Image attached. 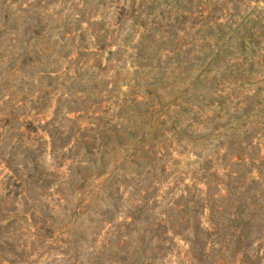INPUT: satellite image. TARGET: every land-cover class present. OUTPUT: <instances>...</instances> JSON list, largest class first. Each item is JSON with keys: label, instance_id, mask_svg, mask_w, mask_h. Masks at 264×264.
<instances>
[{"label": "rangeland", "instance_id": "rangeland-1", "mask_svg": "<svg viewBox=\"0 0 264 264\" xmlns=\"http://www.w3.org/2000/svg\"><path fill=\"white\" fill-rule=\"evenodd\" d=\"M123 6L128 16L140 15L134 28L131 21L114 26ZM0 8V18L6 13L17 19L12 29H0L2 70L9 51L21 52L13 38L22 39L24 18H35L37 11L48 21L35 48L56 42L54 50L27 60L23 70L19 58L0 76V264H74V259L92 264L97 258L99 264H126L119 249L127 238L130 210L145 190L150 204L156 203L148 221L165 218L180 195L203 193L206 178L215 185L223 168L236 169L230 164L237 152L226 160L222 153L228 140L248 127L259 130L248 151L256 174L264 159V0H0ZM154 16L160 26L170 22L179 29L174 43L155 45L154 64L159 58L163 67L171 56L168 48L176 44L188 51L185 74L175 69L176 58L162 80L154 65L134 73L133 47ZM99 27L109 29L103 49L92 36ZM163 30L156 26L154 32ZM217 96L223 98L221 107L212 101ZM133 97L144 103L139 111L157 108L164 122L153 140L159 153L154 169L131 163V139L120 147L104 137L115 104ZM56 108L57 121L48 130L64 144L52 149L50 131L39 124L49 122ZM8 114L19 121L5 123ZM176 212L179 219L182 214ZM140 218L138 225L144 222ZM260 234L251 236V263L264 264V230ZM186 250L183 239L175 237L164 263L154 264H185ZM213 255L209 261L217 264L220 255Z\"/></svg>", "mask_w": 264, "mask_h": 264}, {"label": "trees", "instance_id": "trees-1", "mask_svg": "<svg viewBox=\"0 0 264 264\" xmlns=\"http://www.w3.org/2000/svg\"><path fill=\"white\" fill-rule=\"evenodd\" d=\"M102 1V0H101ZM125 3V2H124ZM104 5V2L101 3ZM126 7H121L119 17L116 18L114 26L121 25L126 21L132 22L134 28L137 23L139 24V16H128ZM152 9V6H151ZM1 11V8H0ZM84 12V11H83ZM1 14V12H0ZM35 18L26 17L22 23L21 40L19 37L14 36V41L21 45V52L16 54L14 51H9L7 55V66L4 67L5 72H11L16 61L20 58V65H25L26 61L30 58L39 59L45 55L46 50L55 49L56 42L48 44H42L39 48H35V42L37 37L42 33V29L46 26L47 21L45 18L40 17L38 11L34 13ZM83 15V14H82ZM147 13L146 20H148ZM146 20L143 22L146 23ZM156 16L150 20V28L144 31L140 35V39L134 46L135 63L134 67L138 68L134 73H138L140 68L147 66H156L159 68V74L161 75L159 80H162L164 74H166L167 65L173 58H176V68L180 69L179 75L188 70V51L181 47L168 48L167 51L171 54L167 58V63L161 67L157 58V63L154 64V59L158 50L154 51L153 48L160 41L161 45L168 42L174 43V34L178 29L175 24L167 23L165 26H160ZM17 19H10L6 13L3 18H0V29L8 31L16 25ZM46 23L45 25L42 23ZM81 20H76L75 29L80 27ZM67 26V25H66ZM65 26V27H66ZM163 28L162 32L156 34L154 29ZM155 27V28H154ZM67 28V27H66ZM71 28H67L64 32L65 35H69ZM76 32V31H75ZM109 29H103L102 27L93 29V38L98 49H103L108 44ZM74 33V32H72ZM80 35L82 33L80 32ZM11 41V37L7 38ZM73 39V38H71ZM12 40V41H13ZM25 43V44H24ZM15 46V45H14ZM182 46V45H181ZM49 47V48H48ZM177 47V48H176ZM153 50V51H152ZM118 54V53H112ZM52 56V52L47 54ZM33 56V57H30ZM182 57V58H181ZM201 60V58H199ZM119 61V59H116ZM142 61V62H140ZM19 69V68H18ZM0 68V76L4 71ZM186 76V75H185ZM155 78V77H154ZM158 81L157 77L155 82ZM153 82V83H155ZM4 84V83H3ZM154 85V84H153ZM116 81L112 82V90L116 89ZM146 91V90H145ZM13 92H10L9 98L13 96ZM8 98V99H9ZM204 95H202V99ZM216 104L221 107L224 103L221 96L216 97ZM21 100L25 99V96L20 97ZM168 103L169 105L172 104ZM202 101L199 105L202 106ZM144 104L139 101L137 97H133L132 100L121 101V104H115L113 111L111 112V124H109V134H105L107 140L113 139L118 146H123L128 139L131 141L128 143V151L133 157L131 163L136 167L150 166L154 169L158 165V152L155 148L157 144L153 142L156 138V133L162 130V124L158 118L159 111L157 108H147L143 111H139V106ZM211 103L206 104L209 106ZM199 108V106H194ZM249 107H246L244 115ZM130 109L128 112L127 110ZM59 108H56L53 114V118L45 124H39L40 128L50 130L49 127L55 125L57 121ZM132 110V112H130ZM37 114V112L35 113ZM126 114V115H125ZM125 115L126 117H123ZM8 119L5 123H9L10 120L18 122L13 114L7 115ZM10 117V118H9ZM134 119L133 125L129 127V122ZM135 118H139V122L135 121ZM13 119V120H12ZM129 121V122H128ZM230 121L227 120L226 124ZM136 122V123H135ZM177 122V119L172 121V125ZM31 123V122H28ZM135 123V124H134ZM23 126V124H22ZM165 131V130H163ZM258 128L248 127L244 132L234 136V139L228 140L224 147L222 156L223 159L230 155L232 151L237 152L235 154L236 161L231 162L230 166H236L233 168H223L224 174L221 180H215L217 182H211L206 178L204 185L206 187L205 192L192 193L188 190L186 194L180 195L176 201L172 204L173 208L168 211V215L165 218L157 219L154 222L148 221V218L152 216V212L155 208V202L150 204L149 190H145L144 197L141 198V203L131 209L128 218L130 222L127 225L128 233L125 241L121 242V248L119 249L123 253L122 259L126 261V264H154L158 261L164 263V257L166 256V250L169 249L170 243L175 237H181L187 246L184 256H186L185 264H192V261H196L197 264H212L213 261H209V257L214 253L220 255L217 264H244L246 261L248 264H258L252 262L249 259V250L251 243L253 242L251 236L253 231L256 232L257 237L261 238L260 234L264 230V159H260V164L256 170V174L253 170L255 165L254 159L249 155V149L254 148L252 143V137L258 133ZM106 133V132H103ZM103 134L100 133V138ZM240 140H236L235 138ZM260 137V136H259ZM50 146L54 149L56 146L60 147L64 144L61 138H56L53 132H49ZM95 135L93 140H95ZM57 142H60L58 145ZM66 143V140H65ZM57 144V145H56ZM143 161H146L145 165H142ZM217 188V192H212V189ZM224 195H221V193ZM177 211V214H182L179 219L176 218L173 212ZM143 216L144 222L140 225L136 224ZM137 233V237L133 239L131 232ZM258 238V239H259ZM117 255V253H116ZM99 258L92 262V264H99ZM190 260V262H189ZM77 260L74 259V264ZM209 262V263H208Z\"/></svg>", "mask_w": 264, "mask_h": 264}]
</instances>
